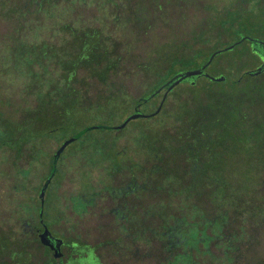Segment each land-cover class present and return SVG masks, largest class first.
<instances>
[{
	"label": "trees",
	"instance_id": "trees-1",
	"mask_svg": "<svg viewBox=\"0 0 264 264\" xmlns=\"http://www.w3.org/2000/svg\"><path fill=\"white\" fill-rule=\"evenodd\" d=\"M51 4L54 2L45 4V12L51 9ZM70 22L62 27L70 36L62 43L65 59L61 62V78L57 80L73 86L79 68L85 67L105 89V95L97 100L88 99L76 86L77 98L62 94L61 113L54 118L59 128L45 127L49 132L66 131L70 117L62 112V106L82 110L85 124L74 130L76 146L70 152H85L82 164L88 169L83 171L82 180L95 166H100L105 175L99 190L91 185L92 197L82 183L85 193L77 199L85 205L79 209L94 204L100 193L110 195L114 203L110 211L120 234L112 241V253L120 254L119 257L131 252L133 243L156 241L163 253L161 264H199L201 255H208L221 264H236L241 245L246 241L244 223L255 212L263 213L257 205L253 208V202L263 198L259 188L264 186V115L261 112L264 71L252 75L256 80L245 82L244 86L241 76L245 73L238 78L230 72L229 75L212 74L225 75L224 81H214L204 75L186 79L168 93L159 114L132 120L124 129L116 130L113 125L121 123L137 108L154 112L166 89L148 102L143 98L173 75L201 67L213 51L207 50V45L197 48L195 45H204L210 38L203 29H198L193 44L186 40L177 45L181 48L180 54L170 50L175 45L170 43L167 50H156L155 58L131 64L125 53L117 52L125 46H118L111 34L104 33L102 28L101 33L94 32L88 26L71 30L74 24ZM225 27L230 28L223 24V31ZM236 47L235 44L233 48ZM185 49L190 52L186 53ZM164 56L172 57V61L166 64L157 60ZM217 56L206 72L210 73L208 69ZM152 66H155L153 70ZM121 71L126 79L131 77L136 81L140 74L139 79L147 82L142 96H134L126 83L116 80ZM230 81L232 85L228 87L226 83ZM222 84L225 88H219ZM40 107L44 112V104L40 102L38 114ZM33 115L28 116L27 132L9 129V145L15 151L13 165L30 141L35 149L31 162L38 161V142L33 139L57 137L61 142L60 135H42L32 120ZM131 127V134L120 142ZM67 149L58 161H62ZM53 160L54 154L50 157L46 179L53 170ZM59 167L60 162L54 179L61 172ZM118 176L127 180L117 185L114 181ZM53 181L46 192L49 194L45 197L47 211L54 208L50 198ZM122 243L126 244L125 252ZM212 246L221 248L224 256L217 255Z\"/></svg>",
	"mask_w": 264,
	"mask_h": 264
},
{
	"label": "rangeland",
	"instance_id": "rangeland-1",
	"mask_svg": "<svg viewBox=\"0 0 264 264\" xmlns=\"http://www.w3.org/2000/svg\"><path fill=\"white\" fill-rule=\"evenodd\" d=\"M60 3L58 8L51 4L50 10L39 12L35 9L36 4L30 3L28 0H0V142L9 144L10 128L23 129L24 132H27L30 120L28 116H31L32 113H34L32 120L40 128L42 135H60L61 137L60 143L57 137L43 139L41 143L44 149L43 158L40 157L41 160L39 158L38 161L29 163L31 165L30 172L32 171L30 174L21 171L23 170L21 168L28 166L26 162L27 146L26 154L16 159L15 165L12 164L14 149L9 148L7 153L9 158L4 157L5 153L0 154V218L5 211H8L10 205L14 212L12 220L15 232L14 249H24L23 244H27L34 253L31 264H43V258L48 260V253L43 254L44 249L40 243L23 239V236L20 235L22 229L20 220L29 217L33 213L34 203L38 204L41 187L46 181L44 176L50 166L51 155L56 152L65 139L74 134L76 128L85 124L82 110H78L75 106L70 108L62 106V112L70 117L66 131L58 129L49 132L45 127L59 128V124L54 122V118L61 113L62 94L77 98L76 92L80 89V92H84L88 99L97 100L105 95L103 84L97 78L92 77L89 69L85 67L79 68L73 86L71 83L64 84V81L57 80L61 78L63 72L61 62L65 59V54L61 50L62 43L70 36L67 30L61 28L63 25L71 21L75 27L99 26L104 33L111 34L115 39L124 40L126 42L125 47L122 50L117 49V52L125 53V57L129 59L128 63L131 64L153 59L156 50L160 51L163 48L167 50L172 44L175 45L170 50L180 54L181 48L177 45L186 40L193 44L198 29H203L210 40L204 45L196 44L195 48L207 45V50L213 52L232 45V42L234 44L241 38L245 41L236 44L235 49L218 54L216 61L212 63L208 71L215 75H229L230 72L234 78L245 73L246 75L241 76L243 77L242 86L245 85V82L256 80L251 74L248 75V72L259 67L263 61L262 56L251 51V47L255 48L254 44H250V41L248 42L245 38L257 37L256 40L261 44L264 42V0H173L169 8L172 22L168 27H165V23L161 24L154 18L157 16L158 9L154 6L156 10L153 13L152 6L147 3L140 9L132 6L136 11H140L149 17L146 21L142 16L138 20L137 26L136 23L132 24L128 21L127 24L122 22L123 25L114 22V15L119 10L117 2L62 0ZM129 3L131 2H127L128 5L125 6V9L122 7L123 13L133 12L129 9ZM230 5H233V9ZM9 6L15 8V11L9 12ZM26 9H29L26 17L19 15V12ZM55 9L60 15V22L55 15ZM165 9L166 5L161 11L162 17H165ZM226 10L229 11V15H225L228 22L231 17H238V30L237 27L231 26L230 28L225 27L226 31L216 33L212 27L214 15L217 11ZM149 22L152 23L150 28L148 27ZM60 25L61 27H59ZM222 29L224 28L222 27ZM145 30L147 32H144ZM170 30L172 31L171 36H169ZM171 38L173 39L172 44H167L166 42ZM153 47L156 48L152 49ZM55 48L59 49L56 50ZM185 50L186 53L190 52L188 49ZM235 57L239 61L237 59L234 62L231 61ZM157 60L167 64L172 61V57L164 56L157 58ZM229 63L233 64L230 65ZM154 67H151L152 70ZM122 71L117 78L114 75L112 78H116L118 82L126 83L130 93H133L134 96H142L147 88V82L139 79L140 74H138L136 81L135 79L132 81L131 77L126 79L123 77L125 75ZM262 77L264 78V74ZM226 85L230 87L231 81ZM219 88H225V84ZM79 95L80 93H78ZM40 102L44 104V112L43 108L40 107L38 114L36 110ZM261 112L264 115V108H261ZM132 131V127L125 131L120 142L123 143L124 138L126 140L127 135L129 136ZM34 142H38L37 139H34ZM28 146L30 149L31 144ZM75 146V141L68 145L66 150L68 153L63 156L62 161H58L61 172L58 176L56 175L55 179L53 178V188L59 198L58 204L55 206L58 224L54 225L53 228L56 230L71 229L66 232L67 235H76L92 243L105 242L106 245L101 252L107 264H161L163 253L159 250L160 246L156 241L148 244L139 241L130 245V240H128L131 252L125 256L121 255V257H119L120 254L112 253V241L120 234L113 213L110 211L114 203L108 193H100L96 196L94 204L87 206L86 209H79L80 207L83 208L85 203H81L77 196L84 194L86 188V193L92 197L94 192H90L91 185L99 190L102 186L100 180L103 179L105 172L100 166H95L94 169H90L91 172L88 170L89 176L82 180L83 171L88 169L87 167L84 168L85 166L82 164L85 162L83 157L85 152L79 150L70 152ZM122 180L127 179L118 176L114 183L119 185ZM259 193L263 198L255 200L253 208L257 205V207L262 208L263 213L261 212L259 215L253 210L255 212L254 217L244 223L246 241L241 245L240 256L236 264H264V186L259 188ZM29 200L31 204L28 202ZM53 209V207L50 209L52 216L55 212ZM7 219L8 226L6 227V224L4 226L9 228V218ZM46 219V221L49 220L48 217ZM0 225V229H3L1 219ZM63 235L65 236V234ZM125 245L122 243L124 252ZM77 250L85 251L86 247H79ZM212 250L217 255L224 256L221 248L212 246ZM198 262L199 264H221L218 260L212 261L208 255H201ZM80 264H84V262Z\"/></svg>",
	"mask_w": 264,
	"mask_h": 264
},
{
	"label": "flooded vegetation",
	"instance_id": "flooded-vegetation-1",
	"mask_svg": "<svg viewBox=\"0 0 264 264\" xmlns=\"http://www.w3.org/2000/svg\"><path fill=\"white\" fill-rule=\"evenodd\" d=\"M30 3H35V9L37 7L38 4V9H36L37 11H44L45 8V4L46 3H51L54 2V7L58 8L59 5H61V1L62 0H28ZM59 1V2H58ZM72 1V0H70ZM108 2H117L118 5V12L115 13L114 15V22L119 23L120 25H123V23L127 24L132 22V24L136 23L135 25L137 26V22H139L138 20L141 19L142 16H144V18L146 19V21H148L149 17H147L146 15H143L140 11H136V9H140V7H142L143 5L150 4L153 8V13L156 10L154 8V6L158 9V13L157 16L154 17L159 23H165V27H168L169 24L172 22L171 20V14L169 11L170 6L172 5V1L173 0H107ZM127 2H131L130 4V10L128 11V13H123L122 12V7L125 9V6L128 5ZM165 2V3H164ZM42 3V4H41ZM255 3V2H252ZM251 3V4H252ZM153 4V5H152ZM166 5V9H165V17L161 16V11L163 9V7ZM135 7L136 9H134L133 7ZM230 7L233 9V5H230ZM121 10V11H120ZM15 11V8H13L12 6H9V12H13ZM27 11H29V9H26L25 11H21L19 12V15L26 17L27 16ZM143 12V11H142ZM229 11H217L216 14L214 15V22H213V28L215 30L216 33L222 32V27L223 24L225 25H229L231 26H235V28L238 30V26H237V16H233L231 17V20H226V16L228 14ZM123 13V14H122ZM55 15L56 17L60 20V15L57 14V9H55ZM229 15V14H228ZM153 17V16H152ZM153 20V18H152ZM151 20V22H152ZM243 21V20H242ZM151 22H149L150 24L148 25V27H151ZM239 22H241L239 20ZM71 24H73V22H70ZM124 24V25H125ZM157 24V23H156ZM61 27V25L59 26ZM62 28V27H61ZM71 30H75L76 27L71 25ZM94 29V32L99 33V30L101 29V27H91ZM226 31V30H224ZM102 31L100 30V33ZM144 32H147L146 30ZM170 35H172V31H169ZM113 38V36L111 37ZM257 37H250L249 39L246 37L245 39L248 40V42L250 41V44H254L255 48L259 50L256 51L253 49V47H251V49L253 50V52L258 55V56H262L261 54V50L264 46V43L259 42L258 40H256ZM241 38H239L240 40ZM113 40H115L118 43V46H124L126 45V42L124 40H120V39H115L113 38ZM173 39H168V41L166 42L167 44L172 43ZM125 43H123V42ZM245 41V40H243ZM128 43V42H127ZM154 48V47H153ZM56 49V48H55ZM59 49V48H58ZM56 49V50H58ZM57 53V52H56ZM56 55V54H55ZM263 63V61H261V64ZM2 132V130H1ZM38 148H37V155H38V159L40 157L43 158V154H44V149L42 148V142L43 139L42 138H38ZM34 142V139H33ZM31 144V148H29L28 145ZM9 146V147H8ZM26 146L27 148V164L28 166L26 168H21V169H26L24 172L25 174H30L32 173V171H29V167H31V165L29 164L31 162V156H34L35 153V149L34 147H32V142H28L22 152L19 154V157H22L23 155L26 154ZM9 148L12 149V147L4 142H0V154L1 153H5L4 157H8L9 155H7V153L9 152ZM17 157V159L19 158ZM7 161L9 159H6ZM41 160V158H40ZM39 160V161H40ZM40 163V162H39ZM53 180V179H52ZM48 191V190H47ZM49 195L48 193L46 194V196ZM52 196L50 198L53 199V203H54V209L53 211V216L50 215V210L46 211V204L44 205L43 208V212L41 213L42 210V204H41V200L40 203H34V209H33V213L30 214L29 217L20 220V225L22 226V229L20 231V235L23 236V239L26 241H30L31 242H36V243H40L43 246L44 249V255L47 254L48 260H46L45 258H43V264H80L82 262H84V264H107L104 260V256L103 253L101 252V250H103L104 246L106 245L105 242H100L98 241L97 243H92L90 241H86L85 238H79L76 235H67V231L71 230H56L55 228H53L54 225L58 224V217H56V205L58 204V196L55 193L52 192L51 194ZM40 199V198H39ZM30 204V200L28 201ZM9 204H10V196H9ZM9 212V213H8ZM13 210L9 205V209L8 211H5L2 215V218H0L3 221V226L6 224V227L8 226L7 222L9 218V228H6L4 226L3 229H0V264H31L32 260L34 258V253L31 251V249L27 246V244H23L24 249H14V227H13ZM48 217V221H46ZM6 218V219H5ZM53 220V221H51ZM46 225L47 228L49 229V231L51 232L50 237V245H45L42 243L41 241V234L45 231L46 229ZM1 226V225H0ZM63 230V231H62ZM65 234V236L63 235ZM67 236V237H66ZM79 247H86L85 251H79L77 250Z\"/></svg>",
	"mask_w": 264,
	"mask_h": 264
},
{
	"label": "water",
	"instance_id": "water-1",
	"mask_svg": "<svg viewBox=\"0 0 264 264\" xmlns=\"http://www.w3.org/2000/svg\"><path fill=\"white\" fill-rule=\"evenodd\" d=\"M241 41H243L242 39H240L239 41H237L236 43L232 44V45H228L222 49H218L216 51H214L209 59L201 66L195 69H188V70H184L181 72L176 73L175 75H173L170 79H168L167 81H165L161 86H159L155 91H153L151 94H149L147 97L143 98L144 102H148L149 100L153 99L154 97H156L159 93H161L164 89H166L163 99L160 102L159 107L151 113H145L143 111H141L140 109H135L134 112L130 113L121 123L115 124L113 125V128L116 130H122L124 129L128 123H130L132 120H136L139 118H149L152 116H155L157 114L160 113L163 104L168 96V93L175 88L177 85H179L181 82H183L186 79L192 78V77H196V76H206L209 77L210 79L214 80V81H224L226 79L225 75H219V76H215L212 75L208 72H206L207 67L211 64V62L213 61V59L215 58V56H217L218 54L227 51V50H231L233 49V47L235 46V44H239ZM264 43V42H263ZM254 50L258 51V49L254 48ZM263 57V63L257 67L254 70H251L248 72V74L251 75H257L260 74L262 71H264V46L262 48V50L260 51ZM76 140V137L72 136V137H68L67 139H65L61 145L59 146V148L56 150V152L54 153V167L53 170L51 171L50 175L47 177L46 181L44 182L41 190H40V200H41V204H42V210L41 213L43 212V208L45 205V197H46V192L47 189L53 179V177L56 174V167H57V163H58V159L61 156V154L63 153V151L68 147V145H70L72 142H74ZM51 232L49 231V229L46 226L45 231L41 234V241L43 244L45 245H50V236Z\"/></svg>",
	"mask_w": 264,
	"mask_h": 264
}]
</instances>
